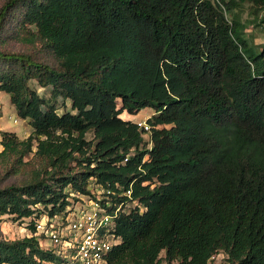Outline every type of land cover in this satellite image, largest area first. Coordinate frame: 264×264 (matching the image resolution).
<instances>
[{
	"label": "trees",
	"instance_id": "1",
	"mask_svg": "<svg viewBox=\"0 0 264 264\" xmlns=\"http://www.w3.org/2000/svg\"><path fill=\"white\" fill-rule=\"evenodd\" d=\"M19 7L24 39L45 44L58 67L0 50V92L33 128L26 140L0 131V158L26 166L37 144L31 178L0 187V220L40 206L52 220L78 201L69 190L131 186L139 206L117 220L108 264H162L163 251L166 264H210L220 252L264 264V44L245 34L264 30V0H6L0 33ZM145 108L149 139L122 118ZM37 259L57 257L36 237L0 238V264Z\"/></svg>",
	"mask_w": 264,
	"mask_h": 264
},
{
	"label": "rangeland",
	"instance_id": "2",
	"mask_svg": "<svg viewBox=\"0 0 264 264\" xmlns=\"http://www.w3.org/2000/svg\"><path fill=\"white\" fill-rule=\"evenodd\" d=\"M5 1L6 0H0V7ZM22 11L23 8H15L8 16L5 23V28L0 33V50L6 52H20L31 54L38 61H42L54 67H58V61L56 57L45 44L39 41L28 42L24 39L25 34L20 31L18 27V21ZM238 12L240 13L241 18L244 22L248 23L253 19L252 9L249 4H246ZM261 15H264V11L261 13ZM30 29L35 33V28L32 27ZM245 34L247 37L253 39L260 50L264 44V30L261 27L249 25ZM1 67L6 68V65H3ZM30 87L33 90L37 91L39 96L43 98L47 102V104L55 106L59 114L71 112L70 100H63L59 97L55 98L53 96L52 87L43 88L39 86L36 80H32L30 82ZM0 109L2 110V118L0 119L1 132L14 133L19 140H26L33 133V128L30 125V120H23L17 115V111L11 103L10 96L4 92H0ZM153 112V109L145 108L134 116L128 117L127 115H123L122 118L124 120H132L136 123H143L146 120L149 124L148 119L153 115ZM150 134H145L146 139H149ZM86 139L88 141H93L95 144L94 134L92 132L86 135ZM1 141L2 136H0V152L3 150ZM36 146L37 144L34 143L33 153L24 157V162L30 163L26 166L17 165V162L13 158H0V187H4L11 183L22 182L29 177L31 178L32 167L34 165L32 158L34 152L37 150ZM149 147L150 144H144V148L147 149ZM68 192L70 193L71 199L74 197H81V200H86L84 196L79 195L72 190H69ZM72 201L74 204L75 201ZM35 209L37 210V212L35 211V214L32 217L26 219H17L15 215L2 216L0 220V238L4 240L14 241L27 237V234H29V230L32 231L30 224H35V219H39L43 215L46 216V213H48L47 209L41 206L35 207ZM62 233L65 234V231H63ZM42 242L44 243V241ZM160 258L162 259V264H166V262L163 261L165 258V251L160 254ZM227 258L228 257L224 252H220L219 254L215 255L214 258H212L210 264H228Z\"/></svg>",
	"mask_w": 264,
	"mask_h": 264
},
{
	"label": "built area",
	"instance_id": "3",
	"mask_svg": "<svg viewBox=\"0 0 264 264\" xmlns=\"http://www.w3.org/2000/svg\"><path fill=\"white\" fill-rule=\"evenodd\" d=\"M136 124L145 134L151 133L146 120ZM82 196L86 200L78 198L52 220L44 215L35 219V228L27 237H36L43 249L57 257L51 261L37 259V264H108L110 253L121 244L117 220L139 203L132 198L131 186L110 188L91 183L90 194Z\"/></svg>",
	"mask_w": 264,
	"mask_h": 264
}]
</instances>
